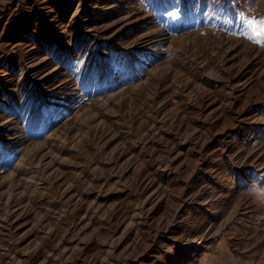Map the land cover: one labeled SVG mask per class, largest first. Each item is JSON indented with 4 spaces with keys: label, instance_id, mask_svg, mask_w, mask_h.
I'll return each instance as SVG.
<instances>
[{
    "label": "rangeland",
    "instance_id": "rangeland-1",
    "mask_svg": "<svg viewBox=\"0 0 264 264\" xmlns=\"http://www.w3.org/2000/svg\"><path fill=\"white\" fill-rule=\"evenodd\" d=\"M260 21L0 0V264H264Z\"/></svg>",
    "mask_w": 264,
    "mask_h": 264
},
{
    "label": "snow or ice",
    "instance_id": "snow-or-ice-1",
    "mask_svg": "<svg viewBox=\"0 0 264 264\" xmlns=\"http://www.w3.org/2000/svg\"><path fill=\"white\" fill-rule=\"evenodd\" d=\"M173 17H175L176 13L173 12L171 14ZM253 23V22H250V24ZM260 25H261V33L264 34V21H260Z\"/></svg>",
    "mask_w": 264,
    "mask_h": 264
}]
</instances>
